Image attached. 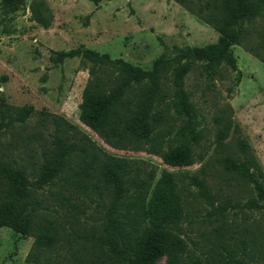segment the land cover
<instances>
[{"label":"rangeland","instance_id":"1","mask_svg":"<svg viewBox=\"0 0 264 264\" xmlns=\"http://www.w3.org/2000/svg\"><path fill=\"white\" fill-rule=\"evenodd\" d=\"M197 1L102 0L95 4L91 0H24L11 10L4 9L0 0V94L14 108L33 106L24 122L14 121L0 131V158L22 167L33 179L42 153L55 133L51 116H63L75 126L74 138L83 135L108 154L145 161L156 168L157 177L167 172L173 176L178 190L185 186L178 232L188 243L190 253L205 258L204 251L209 250L211 240L233 243L241 236L249 238L252 232L260 237V232L264 233V209L229 206L224 216L214 214L219 202L228 199L244 203L255 196L251 186L225 171L218 160L229 153L240 154L236 146L239 137L247 141L252 158L264 174V61L245 43L233 46L237 71L223 66L210 72L202 61L196 60L184 86L197 110L196 131L202 129L203 137L195 146L194 163L182 165L168 164L153 154L152 135L142 150L120 149L83 124L79 104L91 63L79 57H67L62 62L51 59L56 51L86 47L150 68L159 55L172 56L175 45L214 43L219 33L196 13L197 7L190 2ZM246 26L251 31L247 42L257 43L259 32L264 30V12ZM174 65L163 71L160 89ZM159 98L158 95L154 103L152 125L158 119ZM166 119L173 128L163 137L164 142L189 140L190 134L182 136L179 129L182 118L172 109ZM223 122H228L229 128L219 140L216 133ZM165 124L158 125L156 130ZM202 172L215 196L211 201L195 195L197 187L190 184V176ZM59 185L34 193L40 199L43 217L60 225L59 244L47 254L59 264H94L91 259L97 250L80 243L84 235L101 224L103 201L93 192H69L63 188L66 199L60 201ZM33 242L31 236L0 227V264H40L29 257ZM158 264H168L167 256L162 255Z\"/></svg>","mask_w":264,"mask_h":264},{"label":"trees","instance_id":"2","mask_svg":"<svg viewBox=\"0 0 264 264\" xmlns=\"http://www.w3.org/2000/svg\"><path fill=\"white\" fill-rule=\"evenodd\" d=\"M23 1L1 0V5L4 9L15 10ZM91 1L98 4L102 0ZM190 3L197 7L196 13L217 30L219 39L216 42L190 47L175 45L172 56L159 55L150 68L86 47L59 50L51 56L59 62L67 57H79L91 63L79 104V118L110 145L138 151L149 143L152 135L150 151L153 154L168 164L194 163V149L203 137V130L196 131L197 110L184 83L196 60L202 61L210 72L215 73L223 66L237 71L233 46L245 43L264 61V30L259 32L257 43L251 44L247 42L251 31L246 26L263 14L264 0ZM183 59L186 60L178 63ZM173 63L176 65L160 89L163 71ZM158 95V119L152 125L151 116ZM170 109L183 120L179 128L182 136L188 132L190 137L175 143L168 139L164 145L163 137L173 128L169 121L165 122ZM32 111V105L14 108L0 94V131L14 121L24 122ZM51 117L55 133L50 146L42 153L33 179L22 167L0 158V227H9L34 238L29 254L32 261L59 264L48 254L59 244L60 225L43 217L40 199L34 193L60 184V196H57L60 201L66 199L62 188L69 192H93L103 201L101 224L84 235L80 243V246L95 247L97 253L91 259L94 264H158L162 255L167 256L168 264H249V261L264 264L263 231L261 237L252 232L249 238L241 236L233 243L224 239L211 240L209 250L204 251L205 258L190 253L188 243L178 232L185 186L178 190L173 176L167 172L157 177L156 168L149 167L145 161L108 154L83 135L74 138L76 128L73 124L60 115ZM164 123V127L156 130ZM228 128L229 123L223 122L216 138L223 139ZM236 146L240 154L220 156L219 163L233 177L251 186L255 196L244 203H232L228 199L219 202L214 207L215 215L224 216L229 206L264 209V174L243 137L237 139ZM189 179L190 184L197 187L195 195L207 201L214 199L204 172ZM66 242L71 243V240Z\"/></svg>","mask_w":264,"mask_h":264}]
</instances>
